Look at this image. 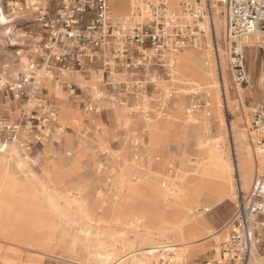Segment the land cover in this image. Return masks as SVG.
Masks as SVG:
<instances>
[{
    "label": "rangeland",
    "instance_id": "obj_1",
    "mask_svg": "<svg viewBox=\"0 0 264 264\" xmlns=\"http://www.w3.org/2000/svg\"><path fill=\"white\" fill-rule=\"evenodd\" d=\"M57 4L58 0H0L10 21L0 24V264H129L131 257L126 255L146 247L137 242L145 232L153 234L156 245L174 246L170 253H157L153 264H173L168 260L195 245L201 247L200 255L187 264L215 258L233 214L236 187L248 191L255 170L252 150L258 135L251 120L264 102V85H259L264 81V36H259L255 49L243 48L249 80L243 86L233 83L228 68L226 6L216 4L213 9L219 62L208 36L199 46L187 47L208 51V68L220 96L217 124L207 106L209 85L194 75H181L176 60L171 77L151 68L145 75L116 74L115 82L140 80L144 86L115 93L123 105L95 100V93L103 89L101 72L93 67L54 69L44 79L40 56L46 35L33 8L39 6L52 16ZM31 59L38 64V91L31 90L28 100L16 98L8 87L21 79ZM156 127L160 133L151 144L150 130ZM247 133L255 134H250L252 143ZM240 143L252 156L249 180L238 173V181L234 173V164L239 169ZM211 158L230 172L232 194L221 201L217 191L204 192L203 205L194 211L205 217L203 238L209 237L199 243L192 238L193 244L183 246L172 237L176 206L154 198L148 186L176 191L209 170ZM209 174L206 179L211 182ZM221 232L214 250V235ZM250 264H264V253Z\"/></svg>",
    "mask_w": 264,
    "mask_h": 264
},
{
    "label": "built area",
    "instance_id": "obj_2",
    "mask_svg": "<svg viewBox=\"0 0 264 264\" xmlns=\"http://www.w3.org/2000/svg\"><path fill=\"white\" fill-rule=\"evenodd\" d=\"M110 1L58 0L52 16L34 6L46 35L40 56L44 79L51 77L54 69L93 67L101 72L103 89L95 93V100L106 98L123 105L115 93H131L144 86L140 80L115 82L116 74L145 75L151 68L155 74L171 77L176 55L199 46L205 36L211 39L219 62L213 9L225 4L228 68L236 86L248 83L244 47L239 41L250 34L264 36V0H130L127 13L118 17L113 16ZM35 60L31 59L21 79L8 87L16 98L28 100L31 90L38 91ZM251 127L258 135L251 186L246 192L239 184L236 187L233 214L217 257L201 264H250L264 253V102L254 112Z\"/></svg>",
    "mask_w": 264,
    "mask_h": 264
},
{
    "label": "bare ground",
    "instance_id": "obj_3",
    "mask_svg": "<svg viewBox=\"0 0 264 264\" xmlns=\"http://www.w3.org/2000/svg\"><path fill=\"white\" fill-rule=\"evenodd\" d=\"M110 4H111L113 16L118 17L126 14L130 6V0H112ZM215 14H216V21L219 23L218 21L219 10L217 7L215 8ZM9 23L10 21L7 20L6 16L3 14L2 10L0 9V24L5 26ZM259 36H260L259 34H250L242 38L239 41V43L242 44L244 48L255 49L259 45V38H260ZM175 60H176V65L178 67V71L181 75H185V73L192 76L194 75L196 79H199V81L205 83L206 85H209L208 94H207L209 100L207 102V106L208 109L213 113L212 116L215 123L218 124L220 118V112H221L220 96L218 94V89L216 88L215 75L212 69L208 68V63H209L208 51L205 49H198L196 50V52H193L190 51L188 48H186L179 55L176 56ZM219 68H220L219 80L221 79V83H222L221 86L223 87V91L221 93L222 96H224L223 103L225 102L227 104L228 99L226 98L225 95L226 89L224 87V74L221 70V66H219ZM45 83L47 84V86L51 85L50 80L46 81ZM248 84H249V80H248ZM259 85L263 86L264 81L259 80ZM238 98H240L239 95ZM31 105L32 104L29 103V106ZM159 133H160V129L158 127L154 128L152 133H150L151 144H153L155 139L158 137ZM250 134H254V133H247L250 143H252V140L250 139ZM212 143L214 144V146L215 144H217L216 141H213ZM240 144L241 145L238 146L239 169L237 168V164H234V172L235 173L238 172L244 179L249 180L250 177L252 176V160H251L252 156L250 154V150L248 149V147L244 143H240ZM206 145H210V142L206 143ZM252 152H253V161L256 162V158H257L256 148L254 149V146ZM209 163H210L209 170L208 169L203 170L201 173H198L197 176L190 178V180H188L184 185L182 184V186H180L176 191L163 192L158 190L154 186H148V190L152 194V196H154V198L160 201L170 200L173 202L174 204L173 206H176L173 207L172 210L174 213L173 222L175 223L173 225L174 227L172 228L173 229L172 237L173 239L182 240V242H184L183 246H186L188 244L189 245L193 244L195 241L185 245V243L189 242L190 239L192 238L200 239L197 240L196 243L201 242L205 234L206 224L204 222V216L201 214H197L194 211V209L196 206H198V204L199 205L202 204L201 196L204 195V192H207V194L210 191L214 192L212 182H209V180L206 178L207 176H210L209 174L210 172L212 174L211 175L212 177L217 175L218 174L217 172H219L218 170H221V167L214 164L212 162V158L209 161ZM231 189L232 186L228 188L230 194H232ZM204 211L208 212L209 206H205ZM157 236L162 238L161 234H157ZM155 240L156 239L153 237V234L149 232L143 233L138 238L137 242L140 245H144L146 247L128 253L126 257L128 258L131 257L129 264H153L152 261L156 258L157 253L161 252V254L163 253L167 254L172 252L170 250H172L174 246L156 245V243H154ZM180 252L181 253L178 256L176 255V259L174 261L168 260V263L170 262L173 264H187L188 260L192 258V250L189 249ZM137 253L139 255H137ZM215 256L217 257V254ZM254 261L255 259L252 262Z\"/></svg>",
    "mask_w": 264,
    "mask_h": 264
},
{
    "label": "crops",
    "instance_id": "obj_4",
    "mask_svg": "<svg viewBox=\"0 0 264 264\" xmlns=\"http://www.w3.org/2000/svg\"><path fill=\"white\" fill-rule=\"evenodd\" d=\"M223 5L225 6V4H223ZM217 69L219 70V66H217ZM219 73H220V71H219ZM153 130L154 129L150 130V133H152ZM254 163H255V161H254ZM218 171H219V172H217L218 174L213 177L214 180L211 182H212L214 190L217 191L221 195L220 200L222 201V200H225L228 195H230L228 188H230V186H232V184L230 182L231 174L227 168L225 169V167H221V170H218ZM198 206H201V205L198 204ZM204 222L206 224L205 217H204ZM205 235H206V233L204 234V236ZM221 235H223L222 232L220 234L214 235L215 236L214 250L216 249V247L218 245V239ZM207 237H209V236H206L203 239H205ZM188 243H190V242H186V244H188ZM200 252H201V247H198L197 245H195V247L192 250V258H190L188 260V263L196 260V257H198L200 255ZM162 259H164V257H162Z\"/></svg>",
    "mask_w": 264,
    "mask_h": 264
}]
</instances>
